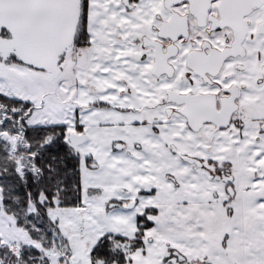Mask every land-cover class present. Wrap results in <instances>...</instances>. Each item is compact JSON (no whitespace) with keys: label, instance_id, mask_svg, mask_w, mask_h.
<instances>
[{"label":"snow or ice","instance_id":"6c2138e0","mask_svg":"<svg viewBox=\"0 0 264 264\" xmlns=\"http://www.w3.org/2000/svg\"><path fill=\"white\" fill-rule=\"evenodd\" d=\"M0 264H264V0H0Z\"/></svg>","mask_w":264,"mask_h":264}]
</instances>
